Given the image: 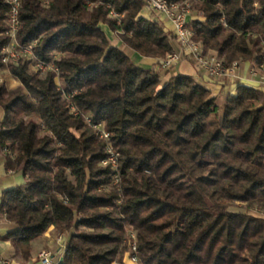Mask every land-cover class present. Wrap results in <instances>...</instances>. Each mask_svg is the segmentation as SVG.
I'll return each mask as SVG.
<instances>
[{
  "label": "trees",
  "instance_id": "16d2710c",
  "mask_svg": "<svg viewBox=\"0 0 264 264\" xmlns=\"http://www.w3.org/2000/svg\"><path fill=\"white\" fill-rule=\"evenodd\" d=\"M145 6L20 0L17 42H35L34 61L57 69L42 75L24 58L2 63L0 0V68L18 81L0 83V155L26 180L1 193L3 239L23 262L52 228L66 236L57 264H132V233L138 264H264V217L249 213H264V96L240 85L220 100L193 75L167 77L174 66L135 64L111 33L143 58L175 52L173 32L139 16ZM191 10L204 51L264 65V0H191ZM109 146L116 169L101 165Z\"/></svg>",
  "mask_w": 264,
  "mask_h": 264
},
{
  "label": "built area",
  "instance_id": "2783aa9c",
  "mask_svg": "<svg viewBox=\"0 0 264 264\" xmlns=\"http://www.w3.org/2000/svg\"><path fill=\"white\" fill-rule=\"evenodd\" d=\"M4 2L9 7L8 12V35L10 36L9 44L3 49L4 56L2 58V63L6 64L9 61L17 60L19 53H24L30 55L29 58H33L32 47L35 42L29 45H21L16 40V35L19 29V19L18 13L20 8V0H4ZM145 9L148 13L157 16V19L162 22L164 28L166 26L173 32L175 39L179 44L180 52H173L166 55L163 58H159L157 65L161 68H169L175 66L182 57L189 56L192 59V63L196 73L204 72L210 78L215 81H221L225 79L236 78V70L238 69L239 63L234 62L231 65H226L221 59L215 55H209L204 51L203 45L192 40V31L187 27L190 19H193L190 14L189 3L186 1L184 3H170L169 0H145ZM146 18V17H144ZM36 67L40 71L45 72L49 68L47 63L37 61ZM256 70L252 69L251 72H260L263 74V84H264V65L254 66ZM52 68L57 70L52 64ZM98 136L103 139L108 138V134L102 129H97ZM115 155L108 157L104 163L113 160ZM116 169V166H112ZM118 181L115 177L114 182ZM131 241L129 242V260L132 264H138V259L135 255L136 245H135V235L132 233ZM57 242L60 245V250L63 252L66 248V241L64 240L63 234H59L57 237ZM38 258L42 264H52L53 254L48 250H42L38 254Z\"/></svg>",
  "mask_w": 264,
  "mask_h": 264
},
{
  "label": "crops",
  "instance_id": "0c3cea01",
  "mask_svg": "<svg viewBox=\"0 0 264 264\" xmlns=\"http://www.w3.org/2000/svg\"><path fill=\"white\" fill-rule=\"evenodd\" d=\"M184 59H186L187 62L193 64L192 59L189 56H184ZM141 63L143 65L153 67L155 59L144 58L141 60ZM175 67L188 69V67L183 64H176ZM254 68L255 67L249 62L240 63L238 69L236 70V78L225 79L219 82L210 78L204 72H195L196 74H188L193 75L198 82L212 90L213 94H218L219 96H224L227 94L235 95L236 89L240 85L257 89L262 92L264 96V84L262 81L263 74L257 71L255 73H252L251 70ZM178 73L180 72L178 71ZM5 80L7 81V83L9 80H11V83L16 84V81H14L15 79L10 76ZM25 181V178L20 173H9V171L5 167L4 159L0 155V196L4 190L21 186L25 183ZM10 228L11 226L9 225V223L0 216V264H42L38 258V254L42 250H48L53 254L52 264H57L61 260L63 251L60 250V245L57 242V237L59 234H56L52 230V228H49L43 236L31 241V259L28 262L21 261L20 257L17 255L10 242L3 239V237L9 232ZM63 236L64 240L66 241V236Z\"/></svg>",
  "mask_w": 264,
  "mask_h": 264
},
{
  "label": "rangeland",
  "instance_id": "374dc122",
  "mask_svg": "<svg viewBox=\"0 0 264 264\" xmlns=\"http://www.w3.org/2000/svg\"><path fill=\"white\" fill-rule=\"evenodd\" d=\"M188 3H189V7H190V14H189V16H191L193 19L195 18V15L194 14H192V10H191V0H186ZM185 1V2H186ZM140 17H146V18H154V19H157V16L156 15H154V14H150V13H148V10L147 9H145L144 8V10L140 13V15H139ZM199 19H201V20H203V18L202 17H199ZM190 20H192V19H190ZM6 23H7V21H6ZM160 23L162 24V22L160 21ZM163 25V24H162ZM7 27H8V23H7ZM164 27V26H163ZM165 29L166 30H170L169 29V27L168 26H166L165 27ZM110 37H111V39L113 40V43H115L116 44V46H118L127 56H129L130 58H131V60L135 63V64H137L138 66H141V67H143V68H145V69H150V68H153V69H161V67H159L158 65H157V61H158V59H155V63L153 64V67H151V66H148V65H143L142 63H141V60L142 59H144L143 57H141L140 55H138L137 53H135L132 49H130V48H128L126 45H123V44H121V42H120V40H119V38L114 34V33H111L110 34ZM199 43V42H198ZM201 44V43H200ZM173 46H174V48H175V52L176 53H179L180 52V49H179V44H178V42L176 41V39H175V41H173ZM207 54H209V55H212V53H209V52H207V51H205ZM4 53V52H3ZM20 54V56H18V58H17V60H15V61H9V62H16V61H18L19 59H26L27 61H29V67H30V69L32 70V71H37V72H39L40 74H42V75H44V74H46L47 72H57V70H55V69H53L52 68V63H47V65H49V68L47 69V71H45V72H42V71H40L39 70V68H37L36 67V61H34V58H29L30 57V55H28V54H24V53H19ZM58 57H59V55H57V54H55V55H53V57H52V60H56V59H58ZM9 62H7V63H9ZM6 63V64H7ZM190 62H187L186 61V59H184V57H182L181 58V60L177 63V65L179 64V65H181V64H183V65H185V66H187L188 67V69H182V67L179 69V68H176L175 66L174 67H172V68H170L169 70H168V74H167V76H170V75H174V74H176V73H178V71L180 72V73H183V74H188V73H195L196 71H195V69H194V66H193V64H189ZM191 67H192V69H191ZM196 74V73H195ZM10 76V74L5 70V69H3V68H0V83H2V82H4L5 83V85H6V87L7 88H14V87H16L17 85H18V81L15 79L14 81H16V84H13V83H11V80H9L8 81V83H7V81L5 80L6 78H8ZM6 77V78H5ZM10 77H12V76H10ZM13 78V77H12ZM165 77L163 76L162 77V83L165 81ZM54 83L58 86L59 85V79H58V76L56 75L55 77H54ZM220 97V100H222V98H223V96H219ZM73 112V111H72ZM97 136H98V132H97ZM98 138L99 139H102V140H108V139H103V138H100L99 136H98ZM108 153H109V157L111 156V155H115V157L114 158H112L113 160H111V161H108L107 163H104V161L101 163V165L102 166H107V165H110L111 167L113 166H116V168H117V165H118V161H117V158H118V153H115L113 150H112V148L109 146L108 147ZM108 159V158H107ZM114 184V183H113ZM236 207L237 208H241V207H243V204H241V203H236ZM249 213H251V214H253V215H256V216H262V217H264V213H260V212H258L256 209H254V210H251ZM129 245V244H128ZM128 252H129V250H127V254H128ZM113 264H120V263H118V262H114Z\"/></svg>",
  "mask_w": 264,
  "mask_h": 264
}]
</instances>
